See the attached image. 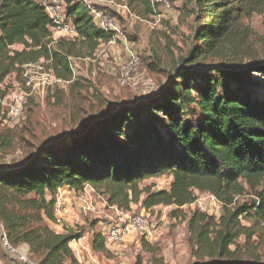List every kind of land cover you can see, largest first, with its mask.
<instances>
[{
  "label": "trees",
  "instance_id": "16d2710c",
  "mask_svg": "<svg viewBox=\"0 0 264 264\" xmlns=\"http://www.w3.org/2000/svg\"><path fill=\"white\" fill-rule=\"evenodd\" d=\"M126 1L138 17L153 15L151 0ZM65 5V20L77 34L71 42L51 37L52 20L34 0H0V86L37 65L70 81L77 43L92 55L118 36L99 29L81 0ZM263 12L264 0H195L190 49L157 94L124 105L116 101L110 112L112 103L96 96L94 115L77 119L73 134L46 139L21 164L0 168V224L10 244L26 245L35 264H80L69 244L81 232L57 234L46 224L54 221V202L46 196L64 185L75 191L89 185L119 208L132 202L145 210L171 206L172 218L194 203L195 192H206L224 211L217 221L198 212L188 218L197 249L191 264H264V255L228 250L239 237L254 235L240 218L264 223V57L243 63L233 54L250 33L240 22ZM155 61L150 69L161 60ZM74 86L89 90L75 83L70 91ZM89 120L95 121L79 136ZM2 141L0 148L11 146L10 139ZM165 173L172 176L169 190L137 188ZM240 182L253 188L255 200L230 210ZM90 247L109 255L101 233L93 234Z\"/></svg>",
  "mask_w": 264,
  "mask_h": 264
},
{
  "label": "rangeland",
  "instance_id": "374dc122",
  "mask_svg": "<svg viewBox=\"0 0 264 264\" xmlns=\"http://www.w3.org/2000/svg\"><path fill=\"white\" fill-rule=\"evenodd\" d=\"M91 4L117 21L118 38L113 44L102 42L92 55H88L86 46L77 43L73 51L75 56L69 58L72 67L70 81L56 78L52 70L40 68L39 65L25 68L19 79L14 75L6 78L0 86V93L5 94L0 99V138L3 143L10 139L11 146L0 148V168L21 164L23 157L46 139L73 134L77 119L87 120L94 115L96 96L112 104H116V101L120 103L146 99L144 96L156 92L172 73L177 58L184 56L190 49L195 0H168L167 8L164 4H157L154 18L138 17L128 7L126 0H92ZM240 24L249 27L250 33L246 42L237 48L236 54L233 52L235 59L245 63L251 57L263 58L264 12L253 14ZM71 28L68 34L58 33L54 39L63 38L71 42L77 38ZM126 47L141 59L139 72L142 80L136 85L130 83L120 87L118 76L127 61ZM155 56L161 61L157 68L150 69L149 65H157ZM146 80L155 89L146 92L141 83ZM75 83L89 90L74 86L75 89L70 91L69 85ZM171 182L172 176L165 173L139 182L137 188L169 190ZM240 183L243 189L241 194L232 197L231 205L227 206L230 210L255 200L253 188L244 182ZM58 189L64 194V224L59 226L61 229H57L54 222H49L51 227L55 231L63 229L64 234L66 230L81 232L86 237L84 242L89 246L94 233L102 234L107 226L127 221L136 215L147 216L149 225L153 226V234L149 239L146 240L143 234L131 235L121 244L106 245L109 255L91 251V256L87 255L83 264H134L137 257L142 264H191L195 261L193 252L197 249L196 241L187 227L188 218L198 212L217 221L224 211L223 203L206 192H195L194 203L180 208L177 218H172L169 215L173 209L171 206L145 210L140 203L132 202L127 209L119 208L110 203L107 193L96 191L89 185H84L79 191L66 185ZM57 190L52 195L47 194V199L52 200ZM211 196L215 202H211ZM239 222L250 228L254 235L248 239L245 236L239 237L228 250H236L238 255L244 257L252 253L263 256L264 223L241 218ZM69 247L74 256H79L73 246L69 244ZM8 259L0 249V262L7 263Z\"/></svg>",
  "mask_w": 264,
  "mask_h": 264
},
{
  "label": "built area",
  "instance_id": "2783aa9c",
  "mask_svg": "<svg viewBox=\"0 0 264 264\" xmlns=\"http://www.w3.org/2000/svg\"><path fill=\"white\" fill-rule=\"evenodd\" d=\"M43 6L45 13L52 20L53 29L51 30V37L54 39L55 35L58 33H69L72 31L71 23L65 20V2L63 0H34ZM87 9L90 12V15L93 18L95 25L103 30L104 32H116L117 33V21L109 16H106L102 11L96 9L92 6V0H81ZM168 0H151V8L153 15L151 18L156 16V5L164 4L167 6ZM116 38H112L108 43L113 44L116 41ZM125 40V39H124ZM127 61L123 64V67L118 76V84L120 87H125L131 83V85H136L139 83L141 78L140 67L141 59L134 52L130 51L126 47ZM40 68H43L39 65ZM60 82L59 80H57ZM143 83L144 89L146 92L152 91L154 88L153 84L146 80ZM148 87V88H147ZM2 104H5V101H2ZM56 194L53 196V215H54V224L57 226H63L65 218V206H63L64 194L62 190H57ZM211 202H215L213 196L210 197ZM144 215H136L132 218H129L127 221L116 223L114 225L107 226L102 233V236L105 241V245H116L123 243L131 235L143 234L145 239H149L153 234V226L148 223V219ZM70 245L75 248L74 252L79 253V256H75L77 261L80 264H83L87 255L91 256V247L84 242V236L81 235L78 239H73L70 242ZM0 247L4 254L11 258L15 263L14 264H35L29 258V251L25 245L14 247L8 241L3 227L0 226Z\"/></svg>",
  "mask_w": 264,
  "mask_h": 264
},
{
  "label": "water",
  "instance_id": "95a60500",
  "mask_svg": "<svg viewBox=\"0 0 264 264\" xmlns=\"http://www.w3.org/2000/svg\"><path fill=\"white\" fill-rule=\"evenodd\" d=\"M158 91H159V89L156 91V92H154V93H152V94H148L147 96H144V97H151V96H153V95H155V94H157L158 93ZM139 99H142V98H138V99H136V100H133V101H138ZM131 103H133V102H131ZM119 104H128V102H120ZM119 104H112L111 106H110V110H109V112L113 109H115V108H117V106L119 105ZM108 112V113H109ZM100 120V119H99ZM93 121H95V120H89V122H88V124L85 126L86 128H82V130L78 133V135L79 136H82L86 131H87V129H88V127H89V125H91V123L93 122ZM76 135V134H75Z\"/></svg>",
  "mask_w": 264,
  "mask_h": 264
},
{
  "label": "crops",
  "instance_id": "0c3cea01",
  "mask_svg": "<svg viewBox=\"0 0 264 264\" xmlns=\"http://www.w3.org/2000/svg\"><path fill=\"white\" fill-rule=\"evenodd\" d=\"M168 6H165V8H167ZM166 12H167V10H165ZM51 223H47V226L53 231V232H55V233H57V234H64V230L62 229V230H59V231H55V229L54 228H52L51 227V225H50ZM56 228L57 229H61V227H59V226H56ZM85 239H86V237H84V241H85ZM26 246V245H25ZM110 246V245H109ZM27 247V246H26ZM28 248V247H27ZM106 248H107V246H106ZM108 249V248H107ZM10 260V261H9ZM15 262L11 259V258H9L8 259V261H7V263H4V264H14ZM0 264H3L2 262H0Z\"/></svg>",
  "mask_w": 264,
  "mask_h": 264
}]
</instances>
